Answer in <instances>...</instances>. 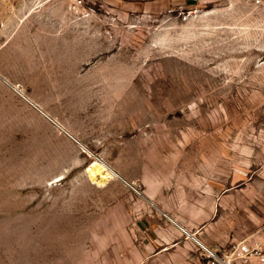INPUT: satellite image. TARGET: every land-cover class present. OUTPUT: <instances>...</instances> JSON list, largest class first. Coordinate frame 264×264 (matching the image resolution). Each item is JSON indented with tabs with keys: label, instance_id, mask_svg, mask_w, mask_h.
Here are the masks:
<instances>
[{
	"label": "rangeland",
	"instance_id": "obj_1",
	"mask_svg": "<svg viewBox=\"0 0 264 264\" xmlns=\"http://www.w3.org/2000/svg\"><path fill=\"white\" fill-rule=\"evenodd\" d=\"M95 161L119 178L91 180ZM128 191L201 201L208 249L260 264L264 8L0 0V264H112Z\"/></svg>",
	"mask_w": 264,
	"mask_h": 264
},
{
	"label": "crops",
	"instance_id": "obj_2",
	"mask_svg": "<svg viewBox=\"0 0 264 264\" xmlns=\"http://www.w3.org/2000/svg\"><path fill=\"white\" fill-rule=\"evenodd\" d=\"M18 17L14 21L18 22ZM10 43L50 42L12 38ZM136 195L128 191V200L123 201V216L118 222L124 225L121 237L127 243L122 251L114 249L112 264H205L199 249L210 245V212L205 204L197 201L167 212L145 193Z\"/></svg>",
	"mask_w": 264,
	"mask_h": 264
},
{
	"label": "bare ground",
	"instance_id": "obj_3",
	"mask_svg": "<svg viewBox=\"0 0 264 264\" xmlns=\"http://www.w3.org/2000/svg\"><path fill=\"white\" fill-rule=\"evenodd\" d=\"M87 171L90 173L91 180L96 181L98 184L106 182L109 178L116 177L114 172L105 164L96 161L89 166Z\"/></svg>",
	"mask_w": 264,
	"mask_h": 264
},
{
	"label": "built area",
	"instance_id": "obj_4",
	"mask_svg": "<svg viewBox=\"0 0 264 264\" xmlns=\"http://www.w3.org/2000/svg\"><path fill=\"white\" fill-rule=\"evenodd\" d=\"M255 4L259 5L260 7L264 8V0H254ZM201 248L203 249L204 251V258H205V264H223L222 260L219 259L215 253H213L211 250L205 248V247H202ZM245 253H248V250H244ZM241 255L242 254V249H241ZM255 255L259 261L260 264H264V254L262 253H259V252H255Z\"/></svg>",
	"mask_w": 264,
	"mask_h": 264
},
{
	"label": "water",
	"instance_id": "obj_5",
	"mask_svg": "<svg viewBox=\"0 0 264 264\" xmlns=\"http://www.w3.org/2000/svg\"><path fill=\"white\" fill-rule=\"evenodd\" d=\"M114 175H115L116 177H118V178H119V176H118L117 174H115V173H114ZM124 183H125V182H124ZM127 185H128V184H127ZM128 186H130V185H128Z\"/></svg>",
	"mask_w": 264,
	"mask_h": 264
}]
</instances>
